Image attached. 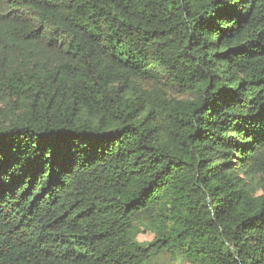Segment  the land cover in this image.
Wrapping results in <instances>:
<instances>
[{
    "label": "trees",
    "instance_id": "16d2710c",
    "mask_svg": "<svg viewBox=\"0 0 264 264\" xmlns=\"http://www.w3.org/2000/svg\"><path fill=\"white\" fill-rule=\"evenodd\" d=\"M161 254L264 264V0H0V264Z\"/></svg>",
    "mask_w": 264,
    "mask_h": 264
},
{
    "label": "rangeland",
    "instance_id": "374dc122",
    "mask_svg": "<svg viewBox=\"0 0 264 264\" xmlns=\"http://www.w3.org/2000/svg\"><path fill=\"white\" fill-rule=\"evenodd\" d=\"M136 228L139 231V234L137 235V240L140 243L146 244L149 243L153 235L152 233L145 231L143 228V225L136 224ZM155 264H188L184 262L179 256L171 255V254H161L159 255L155 260Z\"/></svg>",
    "mask_w": 264,
    "mask_h": 264
}]
</instances>
